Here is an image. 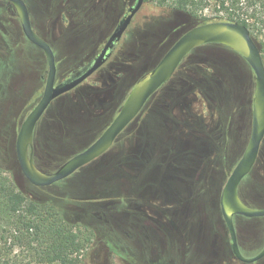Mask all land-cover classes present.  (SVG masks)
<instances>
[{
    "label": "rangeland",
    "instance_id": "1",
    "mask_svg": "<svg viewBox=\"0 0 264 264\" xmlns=\"http://www.w3.org/2000/svg\"><path fill=\"white\" fill-rule=\"evenodd\" d=\"M46 1L27 0L33 28L55 52L60 82L101 51L137 0H102L108 12L100 10V0H54L49 7ZM195 24L191 16L144 0L108 66L53 101L38 122L34 157L41 171H55L95 141L134 85ZM122 62L128 71L127 66L114 71ZM47 71L45 53L26 37L17 11L0 2V165L30 198L55 196L70 210L82 231L91 235L94 263L264 264V258L245 263L235 257L220 206L222 189L252 132L256 75L240 54L217 43L196 48L106 155L54 185L37 187L21 170L16 141L44 93ZM209 130L213 137L206 138ZM132 132L142 137L141 151L134 150L137 137L132 138L129 156L122 158ZM143 152L144 157H136ZM189 152L192 210L183 200H161L158 190L163 172L158 163L183 162L180 157ZM123 170L140 177L130 194ZM175 176L169 183L185 199L187 185ZM241 187L257 201L255 207H264V141ZM166 197L172 198L170 192ZM235 225L242 253L257 255L264 247V217L239 215Z\"/></svg>",
    "mask_w": 264,
    "mask_h": 264
},
{
    "label": "water",
    "instance_id": "2",
    "mask_svg": "<svg viewBox=\"0 0 264 264\" xmlns=\"http://www.w3.org/2000/svg\"><path fill=\"white\" fill-rule=\"evenodd\" d=\"M5 1L11 2L16 7L24 34L32 43L44 51L48 62L44 93L23 121L16 141L17 158L21 170L25 177L37 187L54 185L72 176L107 152L117 137L143 110L151 97L173 78L182 61L194 49L205 44L217 43L240 54L249 63L256 75L252 132L242 157L235 165L223 187L220 206L230 233L231 247L235 257L245 263H254L264 258V247L253 257H247L242 253L235 225L236 215L249 218L264 217V207L259 208L247 204L240 194V185L251 174L257 164L264 141V58L247 25L240 22L216 20L193 26L187 30L167 50L154 68L134 85L120 112L102 134L84 150L67 159L55 171L45 173L37 166L34 157V135L38 122L58 96L76 87L99 68L102 62L101 59L109 46L123 33L130 20L142 7L144 0H137L131 13L111 35L103 52L97 57L92 66L82 75L60 84H56L58 68L55 52L51 44L33 28L27 4L24 0Z\"/></svg>",
    "mask_w": 264,
    "mask_h": 264
},
{
    "label": "trees",
    "instance_id": "3",
    "mask_svg": "<svg viewBox=\"0 0 264 264\" xmlns=\"http://www.w3.org/2000/svg\"><path fill=\"white\" fill-rule=\"evenodd\" d=\"M152 1L191 16L195 25L216 20L247 25L264 58V0ZM247 192L240 185L243 200L255 207ZM91 242L57 197L30 198L0 165V264H112L108 259L94 263Z\"/></svg>",
    "mask_w": 264,
    "mask_h": 264
},
{
    "label": "flooded vegetation",
    "instance_id": "4",
    "mask_svg": "<svg viewBox=\"0 0 264 264\" xmlns=\"http://www.w3.org/2000/svg\"><path fill=\"white\" fill-rule=\"evenodd\" d=\"M25 1V3L27 4V6H28V8H29V5H28V2H27V0H24ZM0 2H4L5 3V5L8 7V8H13V9H15L16 11H17V9H16V7L11 3V2H9V1H5V0H0ZM45 3V6L46 7H49L51 4H56V2L54 3V0H50V1H46V2H44ZM136 3H137V1H136ZM136 3L135 4H133V5H130L129 7H128V9H127V12L126 13H124L123 15H122V17H121V19H120V21H119V23L116 25V27L114 28V31L112 32V34L115 32V30L118 28V26L121 24V22L123 21V20H125V18L131 13V10L134 8V6L136 5ZM97 5H98V7L100 8V10L102 11V10H104V11H107L108 12V3L107 2H105V3H103L102 2V0H100V1H98L97 2ZM97 7V8H98ZM141 9V8H140ZM140 9H139V11H140ZM91 10V9H90ZM30 11V10H29ZM139 11H137V13L134 15V17L130 20V22H129V24L127 25V27L125 28V30L123 31V33L120 35V36H118L115 40H114V42L109 46V48H108V50L106 51V53L104 54V56H103V58L101 59V65L99 66V68L93 73V74H91L88 78H86L85 80H83L80 84H78L76 87H74V88H72L71 90H69V91H67V92H65V93H63V94H61L60 96H62V95H64V94H66V93H68V92H71V91H73V90H75V89H77V88H79V87H82L85 83H86V81H88L94 74H96L98 71H100V70H102L103 68H105L106 66H108V62H110V60H111V58L118 52V44H119V42H120V40L123 38V37H125L126 35H127V33H128V30H129V26H130V24L132 23V21L135 19V17H136V15L139 13ZM18 13V12H17ZM19 16V15H18ZM20 18V17H19ZM85 23V22H84ZM22 25V24H21ZM111 34V35H112ZM111 35L109 36V38L107 39V41H106V43H105V45L107 44V42L109 41V39H110V37H111ZM45 39V38H44ZM46 40V39H45ZM47 41V40H46ZM34 44V43H33ZM35 45V44H34ZM105 45L103 46V48L101 49V51L100 52H98L95 56H94V58L93 59H91L90 61H88L87 63H85V64H83V65H81V66H79L78 68H76V69H74V71H72L71 73H70V75L68 76V78H64L62 81H60V82H57V78H56V84H60V83H63V82H65V81H67V80H71V79H74V78H76V77H78V76H80V75H82L84 72H86L94 63H95V61H96V59H97V57H99L100 55H101V53L103 52V49L105 48ZM37 46V45H36ZM203 46V45H202ZM38 47V46H37ZM38 48H40V47H38ZM41 49V48H40ZM42 50V49H41ZM195 50V49H194ZM193 50V51H194ZM192 51V52H193ZM191 52V53H192ZM190 53V54H191ZM189 54V55H190ZM188 55V56H189ZM187 56V57H188ZM186 57V58H187ZM143 57H139V60H138V63H140V62H142V60H140V59H142ZM185 58V59H186ZM184 59V60H185ZM183 60V61H184ZM183 61H182V63H183ZM181 63V64H182ZM181 64H180V66H181ZM127 66V67H126ZM130 66V65H129ZM180 66H179V68H180ZM124 67H126V70L128 71V65H126V64H123V62L122 63H120V64H117V65H115L114 66V71H116V69H123ZM58 68V67H57ZM113 67L111 66V69H112ZM178 68V69H179ZM178 69H177V71H178ZM176 71V72H177ZM176 74V73H175ZM174 74V75H175ZM57 76H58V72H57ZM47 77V76H46ZM174 77V76H173ZM115 82V81H114ZM102 83V82H101ZM168 83V82H167ZM108 84H110V83H108ZM165 85V84H164ZM163 85V86H164ZM162 86V87H163ZM161 87V88H162ZM161 88L157 91V93L161 90ZM129 93H130V91H129ZM129 93H128V95H129ZM127 95V96H128ZM60 96H58L57 98H59ZM56 98V99H57ZM127 98V97H126ZM55 99V100H56ZM54 100V101H55ZM126 100V99H125ZM124 100V101H125ZM149 102V101H148ZM148 102H147V104H148ZM53 103V102H52ZM51 103V104H52ZM124 103V102H123ZM123 103L121 104V106H120V108L118 109V111H117V114L114 116V118L118 115V113L120 112V110H121V108H122V105H123ZM146 104V105H147ZM146 105H145V107H146ZM144 107V108H145ZM144 108H143V110H144ZM252 109H253V103H252ZM142 110V111H143ZM141 111V112H142ZM141 112L137 115V117L123 130V132L117 137V139H116V141L114 142V144L117 142V140L121 137V136H123V135H126V133L128 132V127H130V125H132V123L140 116V114H141ZM100 117H103L104 116V114H100L99 115ZM43 117V116H42ZM113 118V119H114ZM113 121V120H112ZM111 121V122H112ZM110 122V123H111ZM110 123L105 127V129L110 125ZM104 129V130H105ZM103 130V131H104ZM212 131V130H211ZM210 130L209 131H206L205 133L206 134H204V136L206 137V138H209V137H213V131L211 132ZM102 134V133H101ZM137 137V140H136V142L138 143V145H137V147H135L136 149H134V150H136L137 151V153L138 152H140L141 151V141L140 140H142V137L140 136V135H138L137 136V134L136 133H131L130 135H128L127 136V138H128V145H125V147H123V149H124V154L122 155V158H126V157H128L129 156V152H130V149H131V146H130V143H129V141L132 139V138H136ZM94 142V141H93ZM114 144L111 146V148L114 146ZM144 147V149H145V146H143ZM166 148H167V146H165ZM164 147V148H165ZM110 148V149H111ZM109 149V150H110ZM109 150H107V152L109 151ZM165 151V150H164ZM186 152H187V150H186ZM106 153V152H105ZM104 153V154H105ZM165 153V152H164ZM103 154V155H104ZM144 155H145V153L143 152L141 155L140 154H136V157H138L139 159H141V156L142 157H144ZM184 157V158H183ZM183 157H180V159L182 160V159H186L185 161H174V162H172V163H168L167 161H162V162H159L158 163V167L160 168L159 170H163V172H159V176H160V181H161V183H160V185H159V187H158V190H159V194H161V196L162 197H160L161 198V200H173V201H170V202H175L176 200H183V201H186V203H188V206H189V208H191V210H192V206H190V204L192 205L193 204V202H192V200H193V189H192V181H193V176H192V152H189V153H187L186 155H184ZM166 159V158H165ZM95 161V160H94ZM123 163H125V165L126 166H129V163L127 162V161H125V162H123ZM172 166V167H171ZM132 167L133 168H136L134 165H132ZM142 166H141V164H140V166H138V168L140 169ZM163 167V168H162ZM190 167V168H189ZM122 173L126 176V181H127V185H129V188H128V190H127V193H129L130 194V191H131V189L133 188V185H135L134 184V182L135 181H139V178H134V177H131V175H130V173L129 172H126V174H125V170H123L122 171ZM175 175H179L180 177V179H181V181H182V183H185V185H187V189H186V198L184 199V197H183V195H182V193L181 192H179L178 193V191H176V189L173 187V185L172 184H170L169 183V180L171 179V177H176ZM140 176H144V175H142V173H140ZM188 184H191V185H189V188H188ZM136 190H139V188H137ZM223 190V189H222ZM168 192H170V195L172 196V198H167L166 196L168 195ZM127 198L129 199V197L127 196ZM176 209H174V213H177V211H179V209L177 208V207H175ZM191 213V215H192V211H190ZM237 216V215H236ZM263 249V248H262ZM260 252V251H259ZM263 259V258H262ZM239 260V259H238Z\"/></svg>",
    "mask_w": 264,
    "mask_h": 264
}]
</instances>
